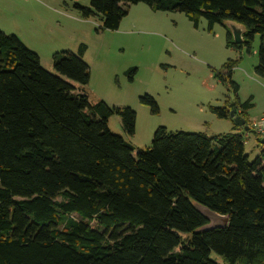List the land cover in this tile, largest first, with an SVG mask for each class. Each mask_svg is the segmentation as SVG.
I'll list each match as a JSON object with an SVG mask.
<instances>
[{
	"label": "trees",
	"instance_id": "obj_1",
	"mask_svg": "<svg viewBox=\"0 0 264 264\" xmlns=\"http://www.w3.org/2000/svg\"><path fill=\"white\" fill-rule=\"evenodd\" d=\"M137 2L195 24L234 22L243 40L235 43L226 27V45L237 50L249 52L259 35L254 71L264 78V0H90L75 8L97 18L99 29H117ZM85 50L54 53L52 74L0 31V264H218L211 252L225 264H264V142L250 161L235 124L211 137L158 127L133 156L107 121L118 116L132 136L135 112L90 104L70 83L89 81ZM234 65L227 60L216 77L236 95ZM135 72L127 71L129 80ZM139 101L158 111L150 95ZM252 106L236 98L210 110L246 120ZM196 205L227 215V226L201 230L208 221Z\"/></svg>",
	"mask_w": 264,
	"mask_h": 264
},
{
	"label": "rangeland",
	"instance_id": "obj_2",
	"mask_svg": "<svg viewBox=\"0 0 264 264\" xmlns=\"http://www.w3.org/2000/svg\"><path fill=\"white\" fill-rule=\"evenodd\" d=\"M75 4L88 6L90 0H0V31L15 35L52 74H57L54 53H76L84 44L82 59L89 67V81L85 86L69 82L90 104L102 100L135 112L132 136L124 132L118 116L111 115L107 121L109 130L132 146L133 156L151 144L158 127L208 137L230 132L234 122L218 118L210 108L222 106L225 100L237 98L242 103L251 98L248 129L236 131L243 135L248 159L260 157L264 78L254 71L259 35L254 36L249 52L245 47L237 50L226 45L230 21L210 27L199 17L195 24L182 12L154 10L144 2L129 4L117 29H99L100 21L82 18ZM227 60L235 61L231 79L238 86L236 95L228 82L216 77L224 72ZM130 68L136 69L132 80L127 74ZM144 94L155 100L157 112L139 101ZM209 257L225 264L214 252Z\"/></svg>",
	"mask_w": 264,
	"mask_h": 264
},
{
	"label": "water",
	"instance_id": "obj_3",
	"mask_svg": "<svg viewBox=\"0 0 264 264\" xmlns=\"http://www.w3.org/2000/svg\"><path fill=\"white\" fill-rule=\"evenodd\" d=\"M230 33L232 35L233 41L235 43H241L242 42V33H243V28L234 23L231 22L229 24ZM230 118H232L233 122L235 125L238 127H243L245 130L248 129L246 126V120L242 118L240 115H235L234 111L231 110L229 112ZM264 142V139L262 140ZM196 209L207 219L208 223L205 224L204 226L201 227V230H211L215 228H225L227 226L228 222V216L227 215H220L217 214L214 211L209 210L208 208L201 206V205H196Z\"/></svg>",
	"mask_w": 264,
	"mask_h": 264
}]
</instances>
